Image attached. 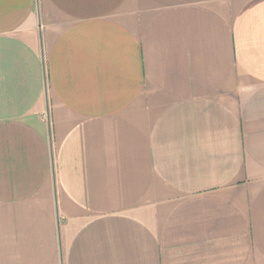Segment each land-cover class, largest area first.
<instances>
[{
	"label": "crops",
	"instance_id": "1",
	"mask_svg": "<svg viewBox=\"0 0 264 264\" xmlns=\"http://www.w3.org/2000/svg\"><path fill=\"white\" fill-rule=\"evenodd\" d=\"M0 264H264V0H0Z\"/></svg>",
	"mask_w": 264,
	"mask_h": 264
}]
</instances>
